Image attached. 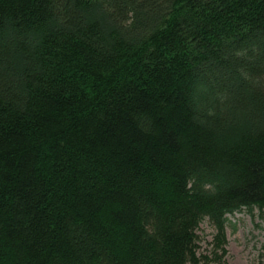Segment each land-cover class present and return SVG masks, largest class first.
Segmentation results:
<instances>
[{
	"label": "trees",
	"instance_id": "1",
	"mask_svg": "<svg viewBox=\"0 0 264 264\" xmlns=\"http://www.w3.org/2000/svg\"><path fill=\"white\" fill-rule=\"evenodd\" d=\"M256 209L264 0H0V264H227Z\"/></svg>",
	"mask_w": 264,
	"mask_h": 264
},
{
	"label": "rangeland",
	"instance_id": "2",
	"mask_svg": "<svg viewBox=\"0 0 264 264\" xmlns=\"http://www.w3.org/2000/svg\"><path fill=\"white\" fill-rule=\"evenodd\" d=\"M229 222L225 228L227 238V264H261L262 245L264 243V216L258 209L253 213L248 211L229 215ZM217 233L215 226L204 220L198 229L199 256L214 257V238ZM224 262V261H223ZM205 261H202L204 264ZM211 264V263H210ZM213 264H219L214 262Z\"/></svg>",
	"mask_w": 264,
	"mask_h": 264
}]
</instances>
